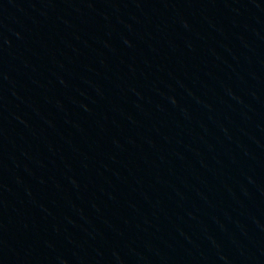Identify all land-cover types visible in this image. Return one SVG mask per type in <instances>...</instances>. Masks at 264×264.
Listing matches in <instances>:
<instances>
[{
	"label": "water",
	"instance_id": "1",
	"mask_svg": "<svg viewBox=\"0 0 264 264\" xmlns=\"http://www.w3.org/2000/svg\"><path fill=\"white\" fill-rule=\"evenodd\" d=\"M0 264H264V0H0Z\"/></svg>",
	"mask_w": 264,
	"mask_h": 264
}]
</instances>
